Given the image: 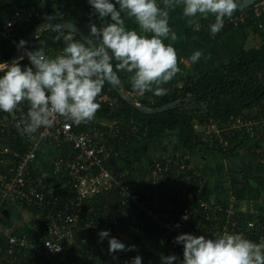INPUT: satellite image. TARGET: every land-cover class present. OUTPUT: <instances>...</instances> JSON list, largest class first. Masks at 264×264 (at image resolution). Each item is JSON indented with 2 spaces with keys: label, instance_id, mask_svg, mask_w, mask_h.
<instances>
[{
  "label": "built area",
  "instance_id": "2783aa9c",
  "mask_svg": "<svg viewBox=\"0 0 264 264\" xmlns=\"http://www.w3.org/2000/svg\"><path fill=\"white\" fill-rule=\"evenodd\" d=\"M253 5L255 15H260L264 10V0H256ZM57 14L65 15L66 10L56 9L54 15ZM34 16L47 19L49 10L24 5L15 8L0 21V42L11 40L17 45L15 54L0 63L8 64L12 58L17 62L31 51L25 43L22 45L21 41L16 39V28L20 18L31 20ZM246 16L245 13H240L226 20L237 24L240 20L244 21ZM255 23L262 27L264 21L256 19ZM37 27L38 24L32 29ZM250 30H253V25ZM253 32L257 34L256 31ZM25 39L22 41L25 42ZM181 60L189 61L187 57H181ZM125 88L126 91H117L118 94L102 91L98 97V102H105L111 107L109 114L118 111L121 105L120 97L131 95L141 100L137 96L139 93L126 86ZM28 107L25 102L12 113L0 111V264H20L23 255H19L18 251L22 249L28 250L30 256L31 251L36 253L40 258L38 260L48 261L39 264H62L66 252L71 250L78 256L83 257L86 252L88 257H91L95 251L93 246L83 249L88 233L104 226L106 230H110V237H117L121 234V226L118 213L98 217L92 212V206L84 213V202L93 200L94 196L113 188H117L121 194L120 206L130 201L134 209L145 212L147 217L161 227L163 241L167 245V256L176 255L180 260L183 259V245L175 243V238L184 233L214 238L217 233L228 231L243 233L246 238L256 242L264 238L262 231L257 237L249 236L247 229L255 227L256 220L241 218V214L234 207V201L224 206L215 200L216 198H204V193L207 192L206 178L201 175L193 161H187L190 157L187 153L171 155L153 163L155 176H165V172L175 168L176 164V173L184 172L183 178L187 182L175 184L174 179L168 181L175 194L182 200L175 213H171L168 207L160 206L155 186L157 180H149L139 187L131 185L126 171L118 167L113 158H121V152L128 148V141L132 139L133 130L137 127V123L132 119L131 129L124 127L123 118L109 114L99 116L96 113L91 122L79 126L59 117L54 127L47 131L41 128L34 134L33 139L26 134L22 135L14 126L18 120L26 117ZM101 111L103 112L102 109ZM255 124L259 129L258 133H262L264 116H259L256 120L237 121L230 127L246 126L249 131ZM207 126L223 138V129L219 128L215 121H211ZM42 132L43 138L40 136ZM47 145L57 149L52 158L53 173L56 176L52 184L49 183L47 174L37 165L39 152ZM260 162L264 163V156L260 158ZM193 177L195 182L188 183ZM60 180L63 182L59 184ZM47 188L57 192L56 196L51 199L47 197ZM231 198L234 199L235 195L231 194ZM20 205H25L27 209L24 210ZM9 206L17 209V212L11 217V224L7 225L3 216L4 210L8 212L6 217L10 216ZM31 207H34L35 211H32ZM133 211L131 213L135 221L138 217ZM184 216L188 219L184 220ZM262 224L264 222L260 223ZM17 227L19 232H14ZM124 227L126 225H123ZM3 235L7 241L4 245Z\"/></svg>",
  "mask_w": 264,
  "mask_h": 264
},
{
  "label": "trees",
  "instance_id": "16d2710c",
  "mask_svg": "<svg viewBox=\"0 0 264 264\" xmlns=\"http://www.w3.org/2000/svg\"><path fill=\"white\" fill-rule=\"evenodd\" d=\"M58 7H50V17H60L66 20L77 21L83 30L90 34V26L81 21L78 13L71 9H66V14L54 15V11ZM62 9V8H60ZM240 13H245L246 19L240 20L237 24L226 20L223 29L216 35L212 36L210 33V24L214 21L203 20V31L209 42L218 41L223 33L229 29H245L249 30L253 25V30L257 32L259 42L250 46H244L240 52L235 54L229 60L208 71L197 76H186L181 78L176 76L171 82L163 85L169 89L165 96H156L153 92H146L137 95L141 101L149 106H159L166 102L179 99V102L165 110L156 112H144L138 109L130 101L121 98V105L118 111L114 114H109L111 107L105 102H99L101 108L97 115L109 114L114 117L124 119V127H133V121L137 123V127L133 130V136L128 141V148L121 152V158H113L114 162L122 170L126 171V176L129 178V183L137 187L146 184L149 180H157L160 186L159 189L161 197H164V204L160 202L162 208L168 207L171 213H175L177 208L182 204V200L173 191V186L169 180H175V184L187 182L183 178V173H176L178 164L175 168L167 170L165 176H155L153 163L155 160L166 159L171 155L179 153L189 154L188 162L193 161V156H201L198 162H193L200 171L201 175L206 178V191L204 198L218 200L221 205H229L234 201V207L241 214V218L255 219L256 224L253 228H248L247 233L251 237H257L264 232V163L260 162V158L264 156V131L258 133L257 124L253 125L252 130L247 131V127L233 128L230 125L237 121L256 120L259 116H264V23L262 27H258L255 23L256 19L264 21V10L258 16L254 13L253 3L246 6L244 9L236 10L233 16ZM41 16H34L31 20L22 18L17 21L18 34L17 38L24 39L29 31L39 22L42 21ZM27 25V27L25 26ZM25 26V27H23ZM63 30V34L67 35L68 29L59 26H52L43 31L42 34L33 38L29 43V49L36 51L43 47L47 54L56 55L65 46V41L61 36L59 41L56 40L57 35H60L56 29ZM73 32V31H72ZM74 34L76 32H73ZM82 36L78 33L75 39L79 40ZM95 40V38L93 37ZM17 45L14 41L5 40L0 42V62L9 60L16 52ZM22 67L30 66L28 56L17 61ZM3 72H0V76ZM120 79L125 86L131 88L129 77L126 74L120 73ZM180 82L181 85H180ZM103 92L109 94H118L116 88L111 84H105ZM135 92V91H134ZM103 110V112L101 111ZM131 119L133 121H131ZM215 121L217 126L223 130L221 139L218 133L208 128V123ZM85 128V127H84ZM175 134V146L172 152L166 153L167 137ZM10 141V140H8ZM161 144L163 147V154L153 155L150 161L143 162V158L125 162L134 155L143 154L142 149L150 153L152 146ZM237 154L238 163L233 161L234 165L241 166V170L225 168V159L231 158ZM124 161V164L119 165L118 161ZM232 160V158H231ZM121 161V162H122ZM227 165V164H226ZM235 166V167H236ZM227 173V177L224 176ZM228 171V172H227ZM175 177V178H174ZM224 180L231 185L226 188ZM63 180L59 181V184ZM195 178H191L188 183L193 184ZM166 185V186H165ZM222 186L217 191L216 187ZM158 189V188H157ZM156 189V190H157ZM216 189V190H215ZM50 199L56 196L57 192L54 190L45 189ZM231 194L235 198H231ZM121 194L117 188L110 191H103L94 196L93 200H86L84 202V213L92 206V212H95L98 217H105L106 214L118 213L119 223L121 226L120 233L126 234V239L147 240L150 249L133 251H122L113 254L109 253V238H105L100 242L98 233L106 230V227H100L94 232L88 233L87 242L83 244V249L93 246L94 252L91 257L84 252L83 257L76 255L71 250L66 252L65 261L62 264H126L130 262L135 256L142 257V264H162L161 257L167 256V245L163 241V230L156 225L152 219L147 217V214L142 211H137L132 206L131 202L120 206ZM52 207L54 204L52 203ZM26 210L25 205H20ZM35 211L34 207H31ZM45 210V209H44ZM96 210V211H95ZM133 212L137 217L133 220ZM10 216H3L6 224L11 223V217L17 212V209L9 206ZM83 213V214H84ZM123 225L126 227L123 228ZM14 232H19L18 228H14ZM262 231V232H261ZM119 234L118 240L129 246V242L125 241ZM2 244H6V236H2ZM129 239V240H130ZM131 245V244H130ZM32 252L29 255L28 250H19L18 254L23 255V260L20 264H35L48 263L45 260H38L36 253Z\"/></svg>",
  "mask_w": 264,
  "mask_h": 264
},
{
  "label": "clouds",
  "instance_id": "9594fccd",
  "mask_svg": "<svg viewBox=\"0 0 264 264\" xmlns=\"http://www.w3.org/2000/svg\"><path fill=\"white\" fill-rule=\"evenodd\" d=\"M102 21V26L90 24L89 37L75 39L72 31L61 36L65 46L56 55L43 47L27 52L30 66L19 62L11 66L0 63V111L12 113L27 102L26 117L15 123L22 134L35 139L41 128L47 131L62 117L79 126L91 122L101 104L98 102L105 84L117 86L120 73L129 74L131 88L139 93L153 92L165 96L169 89L163 85L179 73V56L174 47L180 37L170 26V13L182 8L189 26L199 27L200 19L214 16L210 24L212 35L224 27L239 7L238 0H88ZM118 6V7H117ZM110 18L111 22H108ZM132 21L135 27H129ZM95 38L93 40L92 38ZM25 42L21 41L23 45ZM204 56L202 50L190 56L192 64ZM181 85V84H180ZM43 138L44 133H40ZM184 220L188 217L184 216ZM11 224V223H10ZM8 225V224H7ZM179 227V225H177ZM100 242L110 237V230L98 233ZM183 245V259L176 255L162 256V264H264V238L259 242L243 233L224 231L214 238L184 233L175 238ZM115 237L109 238V253L133 251ZM126 264H142L137 255Z\"/></svg>",
  "mask_w": 264,
  "mask_h": 264
},
{
  "label": "crops",
  "instance_id": "0c3cea01",
  "mask_svg": "<svg viewBox=\"0 0 264 264\" xmlns=\"http://www.w3.org/2000/svg\"><path fill=\"white\" fill-rule=\"evenodd\" d=\"M24 5H32L34 7H40L47 10H49L50 7L55 6L58 7V9H71L76 11L78 13L79 19L86 23L88 26H90L91 23H95L97 27L102 26V21L98 18V14L94 13V9L89 4L88 0H0V21L3 20L7 16V14H9L15 8ZM170 17V26L180 37L179 41L175 43L174 47L177 49L179 56V67L181 68V73H179L177 76H180L181 78H184L186 76H197L208 71L209 69L218 67L226 63L229 58L239 53L242 47L253 45L255 39L258 37L256 33L253 34V30L232 28L225 31L218 41L209 42L203 31L204 19H200L198 28L195 25L189 26L187 23V18H185L182 14V8H177L174 12L170 13ZM46 18L55 17H50L49 15V17ZM21 19L22 18H20L19 20ZM44 19L45 18H43L42 20ZM107 19L108 22H111L110 18ZM206 20L214 21L215 17L209 16V18ZM127 23L129 27H135V24L132 21H128ZM25 26L27 27V25ZM17 28L16 36L18 34ZM27 35L24 37V39L27 37ZM16 39L19 41L24 40L17 37ZM197 50H202L204 56H207L210 53L211 59L205 61L202 58L198 63L192 64L190 61V56ZM181 57H187L189 61H183L181 60ZM123 74H126L127 77H129V74ZM181 83L182 82H180V84ZM55 153H57L56 147L47 145L42 151L39 152L37 159L38 168L44 174H47V178L49 180V183L51 184L54 182V180H56V176L53 173L52 166V158ZM152 156L153 155H151L150 158H152ZM141 157L143 158L144 162L145 158L147 157V153H145V156H142L138 153V155H136L135 157L133 155L128 159H124V161L129 162L133 159L137 160V158ZM121 161H118L120 166H122L121 164L125 163L124 161ZM230 185L231 183H229L227 180L224 182L223 188H228ZM220 188H222V186H217V191L220 190ZM129 239L124 238L125 241H128Z\"/></svg>",
  "mask_w": 264,
  "mask_h": 264
},
{
  "label": "water",
  "instance_id": "95a60500",
  "mask_svg": "<svg viewBox=\"0 0 264 264\" xmlns=\"http://www.w3.org/2000/svg\"><path fill=\"white\" fill-rule=\"evenodd\" d=\"M255 1L256 0H238V3H239L238 10L244 9L246 6L252 4ZM52 26H59V27H62L64 29L71 30L73 32L80 34L82 37H89V34L83 30V28L81 27V25L78 22H76L74 20H66V19H63L60 17H57V18L55 17V18H47V19H44L41 22H39L38 27L36 29H32L31 33L26 37L25 45L29 46V43L32 41L33 38L42 34L44 30H46L47 28L52 27ZM14 62H16V60L12 58L9 61L8 65L11 66ZM114 87L120 93L126 91L125 85L122 81L119 85L114 86ZM125 99L130 101L138 109H140L144 112H156V111L165 110L169 107L175 106L179 102V99H176L173 101L166 102V103L159 105V106H149V105L144 104L141 100H138L137 98H135L131 95H129L128 97L126 96ZM4 215L5 216L8 215L7 210H4Z\"/></svg>",
  "mask_w": 264,
  "mask_h": 264
},
{
  "label": "rangeland",
  "instance_id": "374dc122",
  "mask_svg": "<svg viewBox=\"0 0 264 264\" xmlns=\"http://www.w3.org/2000/svg\"><path fill=\"white\" fill-rule=\"evenodd\" d=\"M254 34V33H253ZM256 38V37H255ZM258 42H259V38L257 37L256 39H255V41H254V44H258ZM175 146V134L173 133L172 135H170V136H168L167 137V145H166V149L168 150L166 153L168 154V153H170V152H172L171 150L173 149V147ZM145 151H147V150H145V149H142L141 150V153L144 155V152ZM148 152V151H147ZM163 152V147L161 146V144H156V146L154 147V146H152V150L150 151V153H147V157L145 158V161L146 162H148V161H150V156L151 155H157V154H161ZM163 154V153H162ZM145 156V155H144ZM238 155L237 154H235L234 156H230L231 158H232V160H231V158H226L225 159V168H227L228 169V167L230 166V163L232 162V167L231 168H236V169H238V170H241V166H236V165H234V163H233V161H236V163H238V160H237V158H239V157H237ZM201 159V156H198V155H194L193 156V162H198V160H200ZM227 164V165H226ZM236 166V167H235ZM228 172V171H227ZM223 173H225V171L223 172ZM224 176H228L227 175V173H225L224 174ZM159 181H156L155 182V186H156V188H158L157 189V194H158V199H159V202H161V203H163L164 204V197H161V194L162 193H160V190L161 189H159L160 188V186H164V184H159L158 183ZM224 182H225V180H224ZM166 186V185H165ZM221 189V188H220ZM123 239L125 238L126 239V237L125 236H127L126 234H121L120 235ZM134 241H131V240H128V242H131L130 244L131 245H135L136 246V248L140 251H142V250H149L150 249V245H149V243H148V241L147 240H142L141 242H140V240H135V239H133ZM129 244V246H131Z\"/></svg>",
  "mask_w": 264,
  "mask_h": 264
}]
</instances>
